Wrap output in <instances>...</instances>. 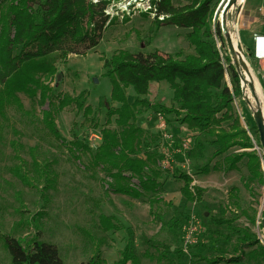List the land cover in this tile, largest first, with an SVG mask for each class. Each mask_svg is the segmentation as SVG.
<instances>
[{
    "label": "rangeland",
    "instance_id": "obj_1",
    "mask_svg": "<svg viewBox=\"0 0 264 264\" xmlns=\"http://www.w3.org/2000/svg\"><path fill=\"white\" fill-rule=\"evenodd\" d=\"M76 1L85 6L100 5L101 10L106 9L104 15L110 17L107 25L111 24L96 48L75 44L69 38L54 48L58 74L51 83V98L55 103L65 95L81 98L84 106L92 107V113L87 116L75 105L57 113V130L67 144L44 125L43 111L49 104H41L39 93L34 98L19 94L29 114L10 108L1 120L0 264H11L5 236L23 243L37 237L52 244L64 264H88L97 252L105 264H113L127 245L133 247L140 264H264L262 259L240 258L234 236L236 229L248 230L263 243L264 183L245 185L249 176L246 161L236 171L214 169L209 174L200 173L209 162L212 169L221 160L212 159L217 150L214 138L190 133L175 115L166 118L168 130H159L161 106L178 107L167 82H151L147 96L138 97L133 87L126 90L129 102L140 98L151 104L141 110L136 125L145 132L141 157H145V152L156 154V168L163 184L161 203L151 204L156 193L140 199L115 194L105 170L92 166V154L75 150L72 144L77 142L94 153L103 142L102 130H117L116 117L109 119V113L120 105L111 100L106 60L120 51L144 57L154 52L164 56L180 53L185 58L195 50L186 38L191 32L188 15L168 20L157 28L156 18L150 13L156 0H71ZM136 1L139 5L131 11L130 5ZM192 1L172 0L177 8ZM228 1L212 3L214 22L218 20L221 29L222 12ZM237 8L233 7L227 17L232 34ZM220 45L223 59L230 55L234 63L226 36ZM262 74L263 68L253 73L249 97L236 100L233 110V116L249 131L255 146H261L255 114L264 106ZM225 81L229 84L230 76ZM229 124L223 126L227 128ZM165 133H173L174 142L166 140ZM187 143L188 151L176 152ZM260 152L264 156L263 148ZM262 164L264 172V159ZM18 168H22L29 183L20 177ZM184 174L193 179V187L204 190L201 203L187 202L182 196L184 182L180 176ZM133 183L138 184L136 180ZM233 188L238 190L236 201L240 208L234 204ZM102 215L112 217L119 229L105 233L100 226ZM220 221L228 224L220 225ZM250 251L245 249L246 253Z\"/></svg>",
    "mask_w": 264,
    "mask_h": 264
},
{
    "label": "trees",
    "instance_id": "obj_2",
    "mask_svg": "<svg viewBox=\"0 0 264 264\" xmlns=\"http://www.w3.org/2000/svg\"><path fill=\"white\" fill-rule=\"evenodd\" d=\"M213 1L193 0L190 5L177 8L172 0H159L151 10L159 29L168 20L189 16L191 32L186 38L194 47V54L183 58L180 53L164 56L154 52L144 57L120 51L106 60V77L112 85L111 100L120 105L109 113V119L116 117L117 130H102L103 142L94 153L82 143L72 145L75 150L92 154V166L105 170L115 194L140 199L146 194L156 193L151 204L163 201L156 154L145 152V157H141L145 132L136 125L141 110L150 108L151 104L140 98L131 103L126 94V90L133 87L138 97L147 96L151 82H167L178 104V107L170 108L161 106L162 115L166 118L175 115L189 131L214 138L217 150L212 159L219 157L221 160L212 169L209 162L200 169L201 174H209L214 169L236 171L246 161L249 176L245 185L264 183V156L255 150L249 131L233 116L234 103L243 97V90L230 55L223 59L220 44L225 36L219 21L214 22ZM105 10H101L100 5L88 3L85 6L71 0H0V126L10 108L27 113L19 94L34 98L39 93L41 104H49L43 111L44 125L57 139L67 144L57 130V113L75 105L88 116L92 107L84 106L81 98L69 95L57 103L52 101L51 83L58 74L52 53L66 38L78 45L86 44L89 49L96 48L111 24L107 25L110 17L104 15ZM162 17L165 19L160 21ZM226 74L230 76V84L225 81ZM226 123H230L227 128L223 126ZM257 147L262 148L260 144ZM18 171L23 181L29 183L22 168ZM180 179L184 182L181 194L187 202L201 203L204 190L193 187V179L189 175H181ZM231 193L234 204L240 208L238 199L236 201L238 190L233 188ZM218 224L227 225L228 221ZM100 226L105 233L119 229L114 219L105 215L100 217ZM261 226L264 228L262 221ZM234 233L240 258L248 256L250 260H264V241L262 243L260 237L248 230L236 229ZM3 239L11 264H64L59 250L37 237L26 243L10 236ZM245 249L251 251L246 253ZM88 264L105 262L97 252ZM113 264H140V260L133 247L127 245ZM209 264L217 262L210 261Z\"/></svg>",
    "mask_w": 264,
    "mask_h": 264
},
{
    "label": "crops",
    "instance_id": "obj_3",
    "mask_svg": "<svg viewBox=\"0 0 264 264\" xmlns=\"http://www.w3.org/2000/svg\"><path fill=\"white\" fill-rule=\"evenodd\" d=\"M237 7L232 22V24L234 23L233 26L236 27L233 33H235V36L238 38L247 65H249L252 71H254L253 73H255L257 70L260 71L261 68H263L262 64L255 60V50L256 48L261 51L264 50V39L260 40L262 42L258 44V39L264 38V0H242ZM261 95L264 97L263 92ZM190 133H192V131H190ZM193 134H195V132H193Z\"/></svg>",
    "mask_w": 264,
    "mask_h": 264
},
{
    "label": "water",
    "instance_id": "obj_4",
    "mask_svg": "<svg viewBox=\"0 0 264 264\" xmlns=\"http://www.w3.org/2000/svg\"><path fill=\"white\" fill-rule=\"evenodd\" d=\"M240 1L241 0H229L228 1V3L226 4L222 12L223 16H222L221 25H222L223 34L227 38V43L234 57V61H235L234 64L236 66L237 72L243 82L246 81L245 76H247L248 79H251V82H249V86L252 90V87H253L252 83L254 82L252 80V76H253L252 68L249 65H247L246 60H245V55L243 54L241 46L239 45V42H238V38L237 36H235L236 35L235 33L232 34L231 31H229V24L227 21V17L229 16L231 10L233 9V7L238 5ZM234 42H237L238 47H235ZM259 111L255 114V118H256V123H257L258 130L260 133L261 146L264 150V120L260 116ZM262 223L264 226V217H263Z\"/></svg>",
    "mask_w": 264,
    "mask_h": 264
},
{
    "label": "built area",
    "instance_id": "obj_5",
    "mask_svg": "<svg viewBox=\"0 0 264 264\" xmlns=\"http://www.w3.org/2000/svg\"><path fill=\"white\" fill-rule=\"evenodd\" d=\"M157 1H159V0H156V2ZM156 2H154V3H156ZM141 3V2H140ZM154 3H153V6L150 8V13H152V11L151 10H153V8H154ZM137 5H139V1H136L135 3H132L131 5H130V9H131V11H132V9L134 10L136 7H137ZM153 14V13H152ZM109 15V14H108ZM154 17H155V15H154ZM165 18L164 17H162V18H159V20L160 21H162V20H164ZM234 28H236V27H234ZM236 30V29H235ZM264 38H259L258 40H259V43L258 44H260V42H262V41H260V40H263ZM255 60L258 62V63H260V64H262V67H263V74H262V77H263V84L261 85V87H262V92H263V94H264V50L263 51H261V50H258V48H256V50H255ZM229 75L228 74H226V77H228ZM240 77V76H239ZM245 82H243L242 80H241V78H240V81H241V88H242V90H243V97H249V92H248V88L250 87L249 86V82H251V79H248V77L247 76H245ZM252 80L254 81V76H252ZM229 84H230V81H229ZM251 91V90H250ZM158 127H159V130L160 131H166V130H168V124H167V120H166V117L164 116V115H162L161 113L159 114V125H158ZM164 137H165V139L166 140H168L169 142H174V140H175V135L173 134V133H165L164 134ZM190 149V147H189V144L187 143V144H185V145H183V147L180 149V150H176V152H178V153H181L182 151H188ZM255 150H257L258 151V148H257V146L255 147ZM259 153L261 154V152H260V149H259Z\"/></svg>",
    "mask_w": 264,
    "mask_h": 264
},
{
    "label": "bare ground",
    "instance_id": "obj_6",
    "mask_svg": "<svg viewBox=\"0 0 264 264\" xmlns=\"http://www.w3.org/2000/svg\"><path fill=\"white\" fill-rule=\"evenodd\" d=\"M242 1V0H241ZM234 45H235V47H238V45H237V42H234ZM261 88V87H260ZM260 91H262V89L260 90ZM262 93V92H261ZM259 114H260V116L262 117V119L264 120V106L261 108V110L259 111Z\"/></svg>",
    "mask_w": 264,
    "mask_h": 264
}]
</instances>
